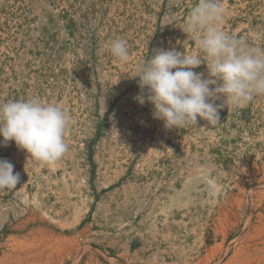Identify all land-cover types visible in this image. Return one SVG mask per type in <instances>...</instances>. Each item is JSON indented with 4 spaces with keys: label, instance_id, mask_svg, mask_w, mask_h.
<instances>
[{
    "label": "rangeland",
    "instance_id": "1",
    "mask_svg": "<svg viewBox=\"0 0 264 264\" xmlns=\"http://www.w3.org/2000/svg\"><path fill=\"white\" fill-rule=\"evenodd\" d=\"M220 2L223 31L264 48V0ZM196 3L0 0V104L37 97L71 116L55 164L0 146L20 173L0 191V264H264V96L183 129L134 99L155 50L197 51L183 31Z\"/></svg>",
    "mask_w": 264,
    "mask_h": 264
},
{
    "label": "clouds",
    "instance_id": "2",
    "mask_svg": "<svg viewBox=\"0 0 264 264\" xmlns=\"http://www.w3.org/2000/svg\"><path fill=\"white\" fill-rule=\"evenodd\" d=\"M225 9L220 0H198L190 10L183 31L195 39L196 52L157 49L138 70L140 92L134 99L153 106L152 117L166 129L197 127L198 119L209 126L220 121L219 109L229 104L245 106L264 96V48L221 28ZM108 49L119 62L127 64L130 53L124 39H113ZM207 65V76L194 71ZM223 97L224 103H216ZM103 104L105 100L103 99ZM70 114L37 97L0 104V146L14 141L28 157L55 164L69 150L65 133ZM20 173L7 159H0V191L14 190Z\"/></svg>",
    "mask_w": 264,
    "mask_h": 264
}]
</instances>
